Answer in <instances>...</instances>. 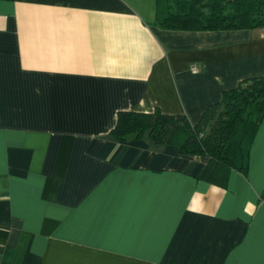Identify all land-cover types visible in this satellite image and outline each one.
I'll return each instance as SVG.
<instances>
[{
  "label": "crops",
  "instance_id": "crops-1",
  "mask_svg": "<svg viewBox=\"0 0 264 264\" xmlns=\"http://www.w3.org/2000/svg\"><path fill=\"white\" fill-rule=\"evenodd\" d=\"M156 18V0H0V264H264V120L225 186L207 157L112 135L121 112L197 125L264 76V28Z\"/></svg>",
  "mask_w": 264,
  "mask_h": 264
},
{
  "label": "trees",
  "instance_id": "trees-1",
  "mask_svg": "<svg viewBox=\"0 0 264 264\" xmlns=\"http://www.w3.org/2000/svg\"><path fill=\"white\" fill-rule=\"evenodd\" d=\"M159 27L215 32L264 28V0H156ZM264 120V76L245 79L224 93L193 126L183 115L121 112L112 135L118 141L148 135L181 155L207 157L204 178L225 186L231 171L246 174L251 149Z\"/></svg>",
  "mask_w": 264,
  "mask_h": 264
},
{
  "label": "built area",
  "instance_id": "built-area-1",
  "mask_svg": "<svg viewBox=\"0 0 264 264\" xmlns=\"http://www.w3.org/2000/svg\"><path fill=\"white\" fill-rule=\"evenodd\" d=\"M193 68H195V69H196V66H193Z\"/></svg>",
  "mask_w": 264,
  "mask_h": 264
}]
</instances>
